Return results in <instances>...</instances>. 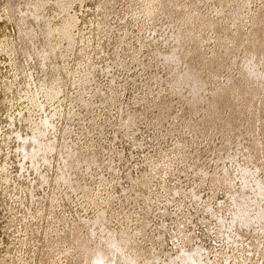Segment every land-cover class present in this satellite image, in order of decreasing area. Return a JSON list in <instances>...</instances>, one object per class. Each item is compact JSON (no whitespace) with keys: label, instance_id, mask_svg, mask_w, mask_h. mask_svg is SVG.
Returning a JSON list of instances; mask_svg holds the SVG:
<instances>
[{"label":"rangeland","instance_id":"374dc122","mask_svg":"<svg viewBox=\"0 0 264 264\" xmlns=\"http://www.w3.org/2000/svg\"><path fill=\"white\" fill-rule=\"evenodd\" d=\"M86 262L264 264V0H0V264Z\"/></svg>","mask_w":264,"mask_h":264},{"label":"bare ground","instance_id":"6f19581e","mask_svg":"<svg viewBox=\"0 0 264 264\" xmlns=\"http://www.w3.org/2000/svg\"><path fill=\"white\" fill-rule=\"evenodd\" d=\"M75 225V224H74ZM76 226V225H75ZM78 227H79V225H78ZM76 228V227H75ZM82 229V228H81ZM77 232H78V230H77ZM81 232H82V230H81ZM80 233V232H79ZM81 234V233H80ZM90 234V233H89ZM75 236H78V235H75ZM86 236V235H85ZM92 236V235H91ZM90 236V237H91ZM84 238V237H83ZM92 238V237H91ZM77 240V239H76ZM76 240H75V242H76ZM79 240V239H78ZM88 240H90V238H88V237H85L84 239H83V241H80V242H82V244L84 245V248H85V245L86 246H89L88 245ZM91 241V240H90ZM73 242H74V240H73ZM91 243V242H90ZM78 244V243H77ZM82 244L80 245V246H82ZM87 248V247H86ZM79 249V248H78ZM82 249H83V247H82ZM81 249V250H82ZM94 249V248H93ZM84 250V249H83ZM88 251H87V256L92 260L93 259V255L92 254H95L96 255V253L100 250V246H98V247H96L95 248V251H93V250H91L90 248H88L87 249ZM81 256V255H80ZM86 258V257H85ZM82 259V258H81ZM89 261V260H88ZM87 263V262H86ZM87 264H89V263H87Z\"/></svg>","mask_w":264,"mask_h":264}]
</instances>
